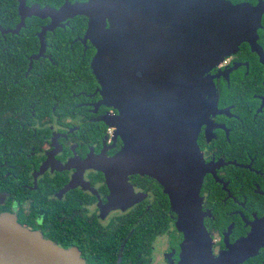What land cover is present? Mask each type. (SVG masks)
Wrapping results in <instances>:
<instances>
[{
    "label": "flooded vegetation",
    "instance_id": "flooded-vegetation-1",
    "mask_svg": "<svg viewBox=\"0 0 264 264\" xmlns=\"http://www.w3.org/2000/svg\"><path fill=\"white\" fill-rule=\"evenodd\" d=\"M228 1L251 6L264 2ZM73 19L57 29H66ZM40 20L32 21L39 28L34 45L21 35L24 28L13 33L19 15L17 23L0 31L2 51H22L27 59L13 64L19 78L14 82L24 90L30 84L32 91L31 98L21 91L19 97L0 94L5 105L0 110V214L13 215L61 248L79 251L87 264H180L185 235L159 180L131 173L125 178L126 200L113 201L101 168L111 164L124 143L105 122L117 111L101 103L98 82L88 74L96 48L83 41L84 34L73 37L70 46L79 45L84 53L76 57L79 67L75 62L66 68L52 59L49 33L54 32H47L45 52L34 59L41 49L39 34L50 23ZM257 34L264 52V13ZM54 66L62 70L58 84ZM209 74L217 112L201 126L197 145L205 168L203 222L211 255L219 258L264 218V62L243 42ZM5 85L12 86L10 76L0 82ZM6 99L14 101L12 108ZM261 253L264 247L243 264Z\"/></svg>",
    "mask_w": 264,
    "mask_h": 264
},
{
    "label": "water",
    "instance_id": "water-1",
    "mask_svg": "<svg viewBox=\"0 0 264 264\" xmlns=\"http://www.w3.org/2000/svg\"><path fill=\"white\" fill-rule=\"evenodd\" d=\"M18 1L21 22L49 19L45 36L77 16L89 20L83 41L96 48L91 69L100 87L101 103L117 111L105 119L124 146L101 168L113 201L126 200L125 178L148 174L159 180L178 214L185 235L180 264H243L264 247V218L219 258L210 252L200 191L205 168L197 145L202 125L216 111L210 76L243 42L262 56L256 42L264 2L234 5L228 0H65L60 8ZM128 189V188H127ZM0 264H87L79 251L64 249L0 214Z\"/></svg>",
    "mask_w": 264,
    "mask_h": 264
},
{
    "label": "trees",
    "instance_id": "trees-1",
    "mask_svg": "<svg viewBox=\"0 0 264 264\" xmlns=\"http://www.w3.org/2000/svg\"><path fill=\"white\" fill-rule=\"evenodd\" d=\"M76 1V2H84V0H70ZM65 0H27V5L32 6L34 4H39L41 7L50 6L53 8H60L64 4ZM74 3V2H72ZM18 1L17 0H0V31L2 28L6 29L8 27H12L15 23L18 21ZM32 21L41 22L40 18L33 17V19L28 20L27 27L22 30L21 35L25 36V40L29 41L31 45H34V39L35 36L33 35L35 32L39 31V28L32 24ZM89 20L84 16H77L75 17L71 23L70 26H68L66 29H57L54 31V33H49V44L53 46L52 50V59L56 63L65 64V67H72V63L78 62V59L76 57H81L83 55V47L79 45H74L73 47L70 46L69 41L73 39L75 36H82L87 32L88 29ZM30 30L33 31L30 32ZM85 32V33H84ZM24 44V43H23ZM2 34L0 32V82H2V79L7 78L10 76V81L12 82V86L5 85L3 88L0 87V94L1 95H16L21 91L26 97L31 98L32 97V91H31V85L29 84L26 90L22 86H18L14 80H19V78H16L15 75V68L13 64L20 59H22L24 62H27V59H24V52L19 51L17 52L15 49H9V51H2ZM51 53V52H50ZM91 55H87V58H89ZM95 56V55H94ZM93 59V58H92ZM6 63L7 66L3 67L2 64ZM86 65H88V59L86 60ZM80 66V63L78 62V67ZM90 71L88 70V74L91 77V80H96L95 75L91 69L90 64ZM62 70L58 66H54V79H56L59 83V73H61ZM46 81V80H44ZM99 85V84H98ZM58 85L55 87L57 88ZM57 96L59 97L60 91H56ZM19 97V96H18ZM6 106L11 107L14 105V101L12 99H6ZM5 105L0 103V110H4ZM51 108L48 107V110ZM62 109L61 106L57 107V110ZM258 256L257 259H254L253 261H248L246 264H264V255Z\"/></svg>",
    "mask_w": 264,
    "mask_h": 264
},
{
    "label": "built area",
    "instance_id": "built-area-1",
    "mask_svg": "<svg viewBox=\"0 0 264 264\" xmlns=\"http://www.w3.org/2000/svg\"><path fill=\"white\" fill-rule=\"evenodd\" d=\"M113 130L112 128L109 129V131Z\"/></svg>",
    "mask_w": 264,
    "mask_h": 264
}]
</instances>
